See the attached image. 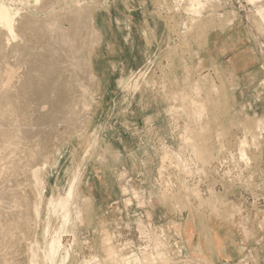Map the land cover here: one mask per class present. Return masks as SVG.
Listing matches in <instances>:
<instances>
[{
    "label": "rangeland",
    "instance_id": "1",
    "mask_svg": "<svg viewBox=\"0 0 264 264\" xmlns=\"http://www.w3.org/2000/svg\"><path fill=\"white\" fill-rule=\"evenodd\" d=\"M4 1L12 8L33 14L25 0ZM198 1L190 0L191 8L188 6L184 18L179 19L163 18L150 6V0H87L91 4L87 13L94 18L97 30L98 21L107 22L111 27L110 15L112 18L124 15V8L136 16L140 11L146 13L148 8L169 32L170 37L162 46V59L147 56L141 68L136 66V71L119 78L118 83L113 81L112 95L116 99L126 97L128 101L133 97L134 117L143 115L135 111V103L141 95L165 99L166 102L157 105L162 114L160 118L164 120L160 122L163 128L159 137L168 139L171 147L157 151V166L132 176V180L128 177L124 183H117L125 197L100 199L101 188L104 191V187L106 190L118 187L110 180L113 178L111 164L116 160L113 129L109 125L104 129L108 139L100 131L108 119L105 114L108 104L97 105V93L87 97L90 108L85 104L80 107V100L76 102L80 113L69 112L64 116L66 120L57 118L60 119L56 120L57 125L52 126L55 150L49 162L38 165L35 174L25 178L21 185L29 187L30 200L38 216L23 243L6 244V249L0 246V253H6V264L32 261L34 264H62L65 248L71 256L63 264H86L92 259L91 264H214L212 259L186 252L181 241L183 230H190V220L196 219L203 230L204 221L212 216L241 226V236L250 244L243 260L232 264H264V51L261 50L264 8L256 9L255 4L248 9L249 4L236 1L227 7L214 4V0ZM224 10L242 17L238 20L251 30L250 44L257 48V54H239L235 56L237 62L233 61L234 54L218 56L209 32L216 27L227 34L229 21L219 15ZM153 40L145 35L147 46L152 47ZM141 43L137 44L143 49ZM101 47V42L96 43L92 50L98 53ZM92 50L90 62L96 57ZM244 57L249 58L246 66L240 65ZM143 61L140 59L139 67ZM238 66L243 67L237 70ZM22 67L17 65L19 70ZM79 76L83 82L86 79L85 84L93 86L87 83L85 72ZM199 81L201 86L196 89ZM164 130L166 134L162 133ZM252 135L258 140L255 143L251 141ZM244 137L249 143L244 148L246 156L239 150V142ZM25 139L29 144L31 138ZM195 147L203 153L196 155ZM5 154L11 158L15 154L19 166L26 164L22 151H6ZM74 176L78 182L69 204V220L65 222L61 215L63 208L58 207L60 210L57 208L55 213L50 203L65 195ZM88 181L92 184L87 185ZM94 193L97 199L93 198ZM95 202L100 207L98 213ZM58 231L63 232L64 246L56 257L47 258L49 240L58 235ZM203 233L207 236V231ZM70 243L73 244L71 249L68 248ZM144 255L153 257L154 261Z\"/></svg>",
    "mask_w": 264,
    "mask_h": 264
},
{
    "label": "bare ground",
    "instance_id": "2",
    "mask_svg": "<svg viewBox=\"0 0 264 264\" xmlns=\"http://www.w3.org/2000/svg\"><path fill=\"white\" fill-rule=\"evenodd\" d=\"M25 1L33 14L23 12L21 8H12L6 1L0 0V161L4 160L3 164H0V246L3 245V249H6L5 246L9 243H23L27 239L26 232L37 221L38 213L30 200L29 187L21 185L25 178L35 174L38 165L44 166L49 162L50 154L55 150L52 126L57 118L66 120L67 117L64 116L69 112L80 113L79 109L84 104L89 107L87 97L98 93V81L91 70L90 53L92 45L99 43L100 35L94 18L87 13L90 10V2ZM39 4H42L41 7L37 6ZM57 4L60 5L55 8ZM18 64L23 65L22 69L17 68ZM83 72L87 75V83L90 82L93 86L85 84L86 79L83 82V78H80L79 75ZM79 100L83 104L81 102L82 105L77 109L75 103ZM25 138H31L29 144L24 141L28 140ZM251 141H258L255 135L251 136ZM239 143L240 154L246 156L244 148L248 143L247 138L244 137ZM193 149L196 155L203 153L202 149ZM6 151L24 152L26 160L23 156L22 158L26 164L19 166V158H16L15 154L12 158L6 157ZM77 182L76 176L71 178L65 195L50 203L53 212L58 207L63 208L64 212H60L65 222L69 220V204L74 197ZM44 231L46 232L45 229ZM62 234L63 232H59L58 235L50 237L47 258L56 257L64 246ZM5 255L6 253H0V260L3 259L0 264H6ZM62 256L63 264L64 260L71 256L69 249L65 248V254ZM93 261L94 259L89 260L86 264Z\"/></svg>",
    "mask_w": 264,
    "mask_h": 264
},
{
    "label": "crops",
    "instance_id": "3",
    "mask_svg": "<svg viewBox=\"0 0 264 264\" xmlns=\"http://www.w3.org/2000/svg\"><path fill=\"white\" fill-rule=\"evenodd\" d=\"M246 2L250 5L257 4L255 5L256 9L260 6L264 8V0L255 1L254 3L246 0ZM133 3H136V1ZM124 12V15L119 14L113 18L110 15L109 20L112 28L107 22L98 21L99 43L101 42L102 47L98 53L92 50L96 57L91 60L92 73H94L93 75L97 79L100 88L96 95L99 100H95V102L97 105L108 104L105 110L108 119L100 131L108 139L107 134L103 133L104 129L108 125L111 130L113 129L114 138H112V142L116 146V160L114 164H111L113 178L110 180L116 184L124 183L128 177H131L132 180L134 176L143 172L146 173V171L148 172L151 168L157 166V148L146 144L144 141L145 136L147 137L146 141L148 139L153 140V137L161 139L159 134L163 127H161L160 122L164 120L160 118L162 114L160 107L157 108V105L166 102V100L148 94L141 95L139 102L135 103V111L138 112V115L143 112V115L134 117L132 116L133 110H131L133 97L129 101L126 97L116 99L117 97L112 95L113 81L116 80L117 82L119 78L136 71L135 68H141L145 60L151 55L155 59L160 58L164 49L162 46L165 40L170 37L161 20L148 8L146 13L140 11L137 16L136 13L134 15L133 11L125 8ZM219 15L228 19L229 29L227 34L216 27H213L209 32L211 45L213 48H217L218 56L220 54H234L233 61L237 62L235 56H239V54L243 56L257 54V48L250 44L251 37H253L251 30L240 19L238 20L242 17L228 10H224ZM146 34L154 38L152 47L146 45ZM139 41H142L143 49L138 46ZM236 42H242V44L238 45ZM228 48L233 50L230 51ZM140 59H144V61L139 67ZM248 59L244 57L240 65H248ZM241 67L243 66L236 68L240 70ZM117 77L118 79H116ZM200 86L201 82L199 81L196 83L195 88L198 89ZM129 125L134 126L129 127ZM166 132L167 130H164L162 133L166 134ZM87 174L89 175L88 178H91L90 173ZM106 175L109 177L108 172ZM91 184L92 181L87 182V185ZM102 190L101 188L100 199L125 197L123 189L119 185L117 188L106 190V187H104V191ZM93 198H98L95 193ZM93 205L98 213L100 207L96 202ZM204 222L206 228L203 230L199 227V222L196 219L189 221L188 224L191 226L189 231L188 229L183 230L184 235L181 241L186 252L194 257L212 259L214 264H232L239 259L243 260L246 249L250 244L241 236V226L236 223L221 221L216 216H212ZM203 231H207V236Z\"/></svg>",
    "mask_w": 264,
    "mask_h": 264
},
{
    "label": "built area",
    "instance_id": "4",
    "mask_svg": "<svg viewBox=\"0 0 264 264\" xmlns=\"http://www.w3.org/2000/svg\"><path fill=\"white\" fill-rule=\"evenodd\" d=\"M236 1V3L240 4H249L246 2V0H214V4L216 5H221L223 7L230 6ZM190 0H150V6L153 8L154 11L159 12L163 18H184L186 15V8L190 5ZM250 9L252 6L249 4ZM261 50L264 51V43L261 44ZM146 136H145V141L146 144L148 145H153L159 150L161 147L165 148H170L171 145L168 143V139H159L157 137H153V140L148 139L146 141ZM160 162V160H159ZM168 163V162H166ZM219 164V163H218ZM221 166V164H219ZM217 164H215V167L218 169ZM150 227V225L148 224ZM94 263V262H93Z\"/></svg>",
    "mask_w": 264,
    "mask_h": 264
}]
</instances>
